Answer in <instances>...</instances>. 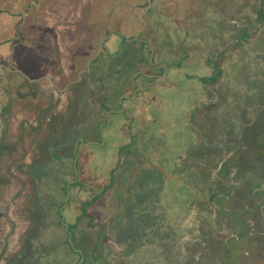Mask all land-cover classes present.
<instances>
[{"label":"crops","instance_id":"obj_1","mask_svg":"<svg viewBox=\"0 0 264 264\" xmlns=\"http://www.w3.org/2000/svg\"><path fill=\"white\" fill-rule=\"evenodd\" d=\"M32 1H34L32 2L33 8L36 10L43 6L40 0ZM98 1L112 3L111 8L105 9V15L111 17L105 18L103 11L99 14L102 16L101 20L108 21L105 31L98 35L92 43V51L85 57L84 49L78 46L79 42L84 39V31H82L83 35H78L80 40L77 38L72 40L71 44L75 45V48L72 47L69 50L70 54L62 56L60 60L62 65L68 66L67 69L70 72L65 70L66 76L63 74L55 79L53 73L45 69H41L40 76L39 70L35 71L33 68L34 63L29 65L28 61L32 60V56L21 57L25 49L33 50L38 55L40 53V49L33 47L32 41H27L29 45L25 46L26 39H23L29 32H25L22 26L31 12L30 7H26L27 2L0 0V49L5 48V52L2 51L3 53L0 54V67L4 70V74L0 75V181L2 182L0 205L6 204L7 201L10 203L9 199L1 201L4 188L12 186L7 178L5 180V171H3V162L9 163L10 161L8 150L11 148L16 158L19 159H16V163L26 166L41 164L40 157L35 158L33 150L36 147L42 151L37 143H35L37 146L30 147L32 149H29V153L25 156L21 153L18 156L17 136L20 132V125L25 123V117L28 119L29 115L27 112H21V106L30 100L31 95L33 105L39 104L38 96H40L42 87L48 89L46 81L42 80L47 79L55 90L62 96H67L69 101L68 111L71 112L68 116L71 120L65 122L61 119V123L63 122L59 125L61 128L73 124L75 127L78 124V128H82L88 124L89 107L99 110L100 107L97 105L102 104L105 99L113 105L114 98L123 97V101H128L127 108L129 107L128 110H130L129 116L125 117L134 118V125L130 124L131 129L129 130L133 136L136 135L135 126L139 125L136 115L143 108L145 111L143 116L146 114V118L142 116L140 119V121L143 119L145 121L144 128L139 131L138 135L139 138H145L144 143L138 146L140 150L144 148L148 150L149 145L146 138L149 133H157L162 138L167 128L165 120L169 118V115H175L176 121L180 112L183 113L184 123L193 134L191 139H194L193 141L190 139L186 147L176 154L175 160L166 161L154 156L151 162L141 163L138 153L134 152L135 161H132L129 166H125L123 161L111 164V167L115 169L114 183L111 187H106L107 191L103 194L105 197L108 192H113L111 199L108 200V204L112 203V206H104L110 208L108 212H104L109 217L104 221L108 225L107 233H99L97 239H94L92 243L96 244V248L92 245L86 252L83 248H79L77 252L83 257L80 264H83V261L86 264L90 256L97 258L94 263L99 262L98 264H121L122 261L125 264H164L166 262L199 264L201 255L198 254L196 246L202 243L213 244L209 248L211 253L206 254L204 251L201 261L203 264H264V155H262L264 154V21L258 16L256 19L254 15L250 17L247 14L243 15V12L235 17H232L231 13L229 17L227 15L225 18L221 17V22L209 29L210 34H204V31L201 35L200 32L193 31V24L203 21L202 18L187 21L168 14L163 15L164 13L161 16L151 15L149 12H152L153 0ZM79 9L80 12H73V10L71 12L83 20L84 6L80 4ZM93 9L92 7L91 12ZM159 17L164 18L167 28L175 26L176 21L183 23L182 29L175 26V30L178 29L182 33L177 34V42L174 43L172 39L168 40L171 48L181 49V53H186L183 57L179 56L182 59H171L179 62V66H175L171 61L166 62V58L161 56L157 60L155 57L152 60L148 57L141 58V62H137L134 67L132 65L128 67L127 63L130 61L124 57L118 66L114 59L113 63L117 69L114 71L109 62L100 60L101 54L91 55V52L96 50L101 42L103 43L101 46L104 47L105 43L113 44L120 37L122 40L119 42L121 54L123 43H130L133 48L141 49L147 54L149 51L160 54L163 51L160 48L167 46L162 44L165 39H161L159 32L149 31L150 27L161 21ZM250 20L260 21L256 23L257 28L252 30L248 24ZM252 34H256L255 40L250 38ZM233 35H237L235 42L241 43L245 49H243L244 53L238 48L233 49V45L231 44L230 47L227 43ZM201 37L204 40H201ZM114 38L117 39L114 41ZM198 40H201V44ZM109 48L111 50L112 46ZM155 48L158 49L155 51ZM251 49L256 60H245L246 55H242ZM99 52L104 51L102 49ZM216 56L219 57L220 63L222 62L221 68L225 69V72L215 82L205 84L202 79L211 77L217 72L215 65L217 60H214ZM182 65L188 69L185 76L187 82L179 80L174 82L171 78L172 73L174 69L178 72ZM239 69L241 70L238 71ZM239 73L246 79V84L235 80L236 76L240 75ZM36 74L39 75L35 77ZM83 75L84 79L88 80L89 87L97 88L98 86L101 89L102 86L103 88L112 86L113 91L110 90L112 94L105 95L108 90L107 92L102 91L103 98L98 95L92 96L91 99L84 98L82 94ZM123 75H128V78L125 79ZM133 77L136 78V82L132 80ZM110 78L114 81L109 82ZM60 84L65 85V88L59 89ZM71 86H75L76 90L71 89ZM171 89L183 92L189 99L198 96L199 98L184 107L179 106L175 101L165 102L163 92ZM139 96H144V98L140 100ZM73 106L77 107L75 112ZM147 108L150 110L147 111ZM65 109L62 110L61 104L57 105V112L51 116L63 118L65 113H68ZM152 109H156L160 116V126L146 122L151 118ZM108 114L113 115L114 113L111 111ZM126 123V120L119 119L117 125L119 129H126L122 126ZM100 126L103 128L107 125L101 124ZM179 126V123L172 122L175 135L181 132ZM64 129L61 132L63 136H58L57 131L49 129V135L45 138L41 137V140L44 139L46 142L43 146L46 164L55 165L57 163L55 162L57 155L52 154V151L63 149L60 157L62 155L71 156L72 152L64 151L68 145L74 142L77 145L84 141L83 137L77 136L73 140V132H67L66 128ZM175 135H172V141ZM173 142L175 144V141ZM175 146L180 147L176 144ZM70 148L73 149V147ZM177 159L178 162L174 164ZM26 174L28 173L24 172L25 176ZM37 177L34 175L30 181L32 186L35 183L37 185V188L33 190L36 198L39 202L49 198L50 202L47 204L51 207L50 203L58 197L57 189L52 186L53 180L49 179L50 176L48 179L43 175ZM200 178L208 182L203 187L197 186ZM47 181H50L49 185ZM3 182L6 183L5 186ZM45 185L50 186L49 189L45 188ZM51 191L54 192L50 195ZM35 202L37 201H32V207L27 212L24 211L27 213L26 217L22 218L21 222L17 220L15 224L17 232L10 240V244L26 243L27 240L30 241L29 244H35L36 237L43 239L41 241L46 244L49 243L48 237H57V232L52 227L57 225L51 219L47 222L48 230L44 228L35 230L36 226L33 223L35 231H32L30 223L36 221L35 218L31 219L34 217L31 212ZM23 206L21 207L25 208ZM10 219L14 221L13 217ZM0 220V225L3 226L2 217ZM127 227L128 231H134L131 236H128L134 238L131 241L118 235L123 233ZM258 229L263 233L262 239L254 235L255 230ZM239 235L245 236L244 243L238 241ZM243 236H241L242 239ZM96 240L97 243H95ZM219 244L226 245V247L218 249ZM253 244L260 245L261 249L253 253L249 252V246ZM101 245H104V252L109 254V256L106 254L107 258L101 259L94 255L97 246ZM108 248H112L109 253L106 250ZM70 259L72 260L71 255L64 263L67 264ZM154 260L156 262L153 263ZM74 261L75 259L71 264Z\"/></svg>","mask_w":264,"mask_h":264},{"label":"rangeland","instance_id":"obj_2","mask_svg":"<svg viewBox=\"0 0 264 264\" xmlns=\"http://www.w3.org/2000/svg\"><path fill=\"white\" fill-rule=\"evenodd\" d=\"M27 2V6L26 7H30V15L27 16V18L24 21V24L22 25L24 27V31L28 32V34L25 35V37L23 39H26V45L28 46L29 43L27 41H32L33 43V47H37L38 49H40V53L38 55V53L33 50H26L24 51L23 55L21 57L23 58H29L32 56V60H29L28 62L30 63L29 65H31V63H34L33 68L35 69V71L39 70L40 72V76H41V69H45V71L49 72V73H53L55 79H58L59 76H62L63 74L66 76L65 74V70L70 72V70H68V66H66L65 64L62 65L60 63L61 57L67 54H70L69 50L74 47L75 45L71 44V41L74 39H78L80 40V37H78V35H83L82 31H84V39L81 40L78 44L80 49H84V57L87 53H89L90 51H92V43L97 39L98 35L101 34L102 32L105 31V28L107 27V23L108 21H103L100 19L99 14L102 13L106 17H111L110 15H105V9L106 8H111L112 3H107V2H99L98 0H40L39 2L42 3V7L41 8H37V10L34 7V5L32 4V0H23ZM98 1V2H97ZM97 2V3H96ZM68 4V5H67ZM80 4H82L84 6V19L81 20L79 18V16L77 17V15L75 13H72L71 11H78ZM220 5V8H222L223 10L228 8L229 4L226 3V1H222ZM94 8L91 12V8ZM67 9V13H65V9ZM116 9V8H115ZM54 11H56L57 13H55ZM220 11V10H219ZM225 12L224 15H222L221 17L225 18V15H227L229 17V15L231 14L230 11H223ZM74 15V16H73ZM231 16V15H230ZM236 15H232V17H235ZM256 17V16H254ZM77 18V19H76ZM161 19L162 22V18L159 17ZM159 19V20H160ZM203 19V18H202ZM222 19V18H221ZM223 21V20H222ZM160 22V21H159ZM237 22V21H236ZM260 22L259 20H257L256 22H254L253 20L249 21V26H251L252 30L257 28L256 23ZM163 24L159 25L155 24L153 25V27L149 28L150 32H159L161 35V39L164 40L162 42L163 45H167V46H163L162 48H160L161 50H163L160 54L157 52L156 55H153L154 53H151L149 51V54L145 53L143 50L141 49H136L133 48L132 44H127V43H123V53H120L121 50V44H119V42H122L121 37L120 39L117 40V42L111 44V42H107V40H105V45L104 47H101V44H103L101 42V44L99 46L96 47V50H93V52H91L92 56L95 55H100L102 54L101 52H99L100 50L103 49L104 53L103 55H101V58L103 59L102 62H109L112 66V70H117L115 69V65H114V59L116 61V66H118V63L120 61H123L124 57H127L128 61H130V63H127V66H131L134 67L137 62H141V58L144 59L145 57H148L150 60L153 59V57H155V60H157V58L159 57H163L166 58V62L167 61H171L172 64H175V66H179V62H176L174 60L171 59H182V57L184 56V54H186L185 52L181 53V49H177V48H171L169 46V42L168 40L172 39L175 42H177V34L181 32L178 31V29H182L183 28V23L180 21H176V24H174L175 26H177V30H175V26L173 27H166L165 24V20L163 19ZM240 23V22H239ZM235 24V23H234ZM254 24V25H253ZM208 22L207 20L205 21L203 19V21L201 22H196L195 24H193V31L195 32H200L201 35L202 33L205 31H207L208 28ZM206 26V27H205ZM154 27H157L156 29H153ZM205 27V28H204ZM38 29V30H37ZM151 29V30H150ZM251 30V31H252ZM202 31V32H201ZM193 33V32H192ZM167 34V36L165 37V35ZM182 34V33H181ZM207 34V33H205ZM236 36L237 35H233L231 36L230 40H228L227 43L233 45L232 48H238L239 50L243 51V47L241 45V43H237L235 42L236 40ZM256 34H252V37H250L251 39H256ZM205 37V36H202ZM201 37V40H204ZM103 38H101L102 40ZM117 38H114V41ZM201 40H198V43L201 44ZM205 42H207V40H205ZM224 45V43L222 44ZM110 46H112V49L109 50ZM145 47H147V45H145ZM27 48V47H25ZM108 48V49H106ZM231 48V49H232ZM3 49L1 50L2 54L3 52H5ZM106 49V50H104ZM158 48H155L154 50L156 51ZM147 50V49H144ZM218 50V49H216ZM3 51V52H2ZM34 55H33V54ZM243 53V52H242ZM22 54V53H20ZM19 56V54H18ZM182 56V57H179ZM136 59H140V60H136ZM217 61H215V65L216 68L220 66V59L219 57L216 56ZM63 61V60H62ZM113 63V64H112ZM245 64V63H244ZM94 66V65H93ZM248 66V65H246ZM177 69H174V73H172V80L175 82L177 80L179 81H184V83L187 82L186 79V74H187V67H185L184 65H182L179 68V71L176 72ZM241 69H239L238 71H240ZM237 71V72H238ZM201 72V70H200ZM242 72V71H241ZM92 73V72H91ZM235 73V72H234ZM4 74V70L3 67H0V75ZM120 74L122 75L123 73L120 71ZM240 74V73H239ZM39 74H36L35 77H37ZM125 79L128 78V75H123ZM44 78V77H43ZM42 78V79H43ZM86 78V77H85ZM83 79H84V75H83ZM136 78L133 77L132 80H134V82H136L135 80ZM85 80V79H84ZM84 80L83 83H84ZM111 81L109 82H113L114 80H112V78H110ZM237 81H239L242 84H246L247 81L246 79H244L242 77V75L240 74L238 77L236 76ZM42 81H46V85L48 86L46 89V87H42L41 92H40V96L39 97V104H35L32 102V95L29 97L30 100H28V102H25L24 106L22 107L21 112L24 113H29L28 115V119L27 117L25 120L24 124H21L20 126V132L18 137V146H19V155L20 153L25 156L28 152L31 146L35 145L37 146L35 143H37L38 145L41 146L42 151H40L38 148L35 147L34 150V154H35V158L40 157V167H45L43 169H36L37 166L36 165H30V166H26V165H21L19 163H16V158L17 156H15V153L12 152L11 148L8 150L10 152H8V155L10 157V161L9 163H6L5 161L3 162V171H5V180L7 178V180L9 181L10 184H12V186H7V188H4V191L1 193V201H7L8 199L10 200L7 201V205L6 204H2L0 205V217H2V219L4 220L3 222V226L0 225V235L3 238L4 241V245H9L8 247V254H10V250H14L17 248V246L9 244L10 240L15 236L16 232H17V227L15 226V224L18 222L17 220H19L21 222V219L24 217H26L27 213H25L24 211H28V207L30 206L29 204L36 200L37 196L34 193V188H37L36 183L32 186L31 184V177L38 176L37 178L41 177V175L45 177L47 176H52L49 179L53 180L52 182V186H55V188L57 189L56 191V195L58 197L54 198V201H52L50 203L51 206H53V208L57 207L58 211L55 214L51 213L50 215V219L51 221L58 225L61 226L60 227V231H59V236L62 237L63 239H65V237H68V226L70 224H73L75 222H77L80 219V213L81 211L84 210V207H76L77 204H79L76 201V195L78 194L79 197L83 196L84 197V192H79L77 191V189H73L70 188V184L72 181L69 180V178L71 177L70 173L74 170V168L76 169L77 166V162L78 159L74 156H64L62 155L60 157V153H62L61 151H63V149L56 150L55 154L57 155L56 161L57 162L55 165H50L48 167V165L45 162V156H44V144L46 143L44 141V139L41 140L42 138H45L47 135H49V129H53V131H57L58 132V136H63L61 135L62 130L64 131L66 128V131H72L75 132L73 133V137H80L79 133L76 132L77 128H78V124L73 125H67V126H63L62 128L59 126L61 124V119L65 120V122L67 120H71V118L68 116V114H70V112L68 111V105H69V101L67 100V96H62L57 90H55L54 86L49 83V81H47V79L42 80ZM59 82V80H58ZM49 84V85H48ZM57 85V84H56ZM65 85H61L59 86V89H64ZM73 87V88H72ZM112 87V86H111ZM104 88H107L104 86ZM58 89V88H56ZM67 91H69V88H66ZM71 89L76 90L75 86H71ZM108 89V88H107ZM107 89L104 90L105 92H107ZM109 90V89H108ZM120 92V91H118ZM27 93V92H26ZM30 94H28L29 96ZM105 95H107V93H105ZM120 95V93H119ZM27 96V97H28ZM254 97V96H253ZM114 98V97H113ZM140 100L144 98V96H139L138 97ZM198 97L195 98H188L184 95L183 92L179 91V90H175V89H171V90H166L163 92V100L165 102H176L178 103L179 106H186L191 104L193 101H195L196 99H198ZM123 97L119 98V101H122ZM107 100H105L103 102L106 103ZM60 104L62 105V110H67L68 113H65V117L63 118H58L55 116H51L54 114V112L56 113V107L57 105L60 106ZM74 112L77 109L76 106L72 107ZM46 110V111H44ZM1 112V109H0ZM185 112V111H184ZM73 113V111H72ZM40 114V115H38ZM45 114H47L45 116ZM37 115V116H35ZM39 116V117H38ZM50 116H51V120H50ZM110 117L112 116V118H115V114L114 115H109ZM49 120V121H47ZM177 120L179 121V128L181 130L180 133H177L174 137H173V141H175V144L180 146V150H182L184 147H186L185 145L189 142V140L192 138V133L189 131V129L187 128V125L184 123V119H183V113L180 112L179 115H177ZM67 124V123H66ZM116 123L114 122V127L116 128ZM81 130L84 129V126L82 128H80ZM26 130H28V132L26 133ZM196 131V130H195ZM194 131V133H195ZM185 133V134H184ZM59 138V137H58ZM192 141L194 139H191ZM92 149L94 152V156L92 158V160L90 161V165L92 167H97L99 173H103L105 169H108L109 166L114 162V159H111L109 155H106L105 151L102 150L98 143L92 142ZM13 145H15V143H12ZM74 144H76L75 142L72 144H69L67 149L64 151L67 152H72V148H74ZM39 150V153H38ZM17 152V150H16ZM53 154V153H52ZM21 155V157H22ZM102 155V156H101ZM13 157V158H12ZM115 157V156H114ZM14 159V160H13ZM19 160V159H18ZM198 160V159H197ZM176 162H178V159L174 162V164H176ZM8 164V165H7ZM7 165V166H6ZM47 165V166H46ZM73 165L75 167H73ZM46 167H48L46 169ZM5 169V170H4ZM16 170V171H14ZM25 173L26 176L24 175ZM32 172V173H30ZM107 174V173H104ZM31 176V177H30ZM89 178V177H88ZM36 179V177H35ZM48 179V177H47ZM90 179V178H89ZM48 185L50 183V181H47ZM208 182L202 178H200L197 181V186L203 187L205 184H207ZM4 186L6 185L5 182H3ZM45 185V188H48L50 186ZM51 185V184H50ZM84 188H82L81 191H83ZM98 193V191H96ZM111 195H113V192L110 191L107 193V195L104 197H100V199L97 201V203H95L94 205L90 206L89 208H87L88 210V214L86 216H84V219L82 220V225H84V232H85V236L87 237V235L90 238V233L92 235V242H94V239L98 236V234H103V232L107 233V226L104 221L108 220V215H105L104 212H108V207H104L106 205H108L109 207L112 206V203L108 204V200L111 199ZM19 198V199H18ZM18 199V200H16ZM22 199V200H21ZM21 200V201H20ZM82 200V199H81ZM80 200V201H81ZM76 202V203H75ZM13 203V204H11ZM81 203V202H80ZM22 204H24L25 206H23ZM21 206L25 207L22 208ZM3 213V216H2ZM20 215V216H19ZM14 218V221H12L10 219V217ZM65 219L67 222H63L62 219ZM7 220V222L9 221V223L7 224V222L5 221ZM113 220V219H111ZM81 221V220H79ZM110 221V220H109ZM1 222V220H0ZM63 224H65L67 226V228L63 227ZM25 225V224H24ZM72 226V225H71ZM71 229V228H70ZM128 227L124 230L123 233L118 234L121 238H127L129 241L133 240L134 238L128 237L131 236L134 231H128ZM19 232V231H18ZM139 233V232H137ZM256 236H258L260 239L263 238V233L260 232V230L258 229L257 231L255 230V234ZM0 236V238H1ZM239 239L238 241H242V243L245 242L243 235H239ZM241 236H243V239L241 238ZM258 238V239H259ZM51 238L48 237V241H50ZM69 239H71L69 237ZM97 239V238H96ZM104 240H105V236H104ZM119 240V238H118ZM53 241V239H52ZM54 243L59 244V242L57 240L53 241ZM101 242V241H100ZM113 242H116L113 240ZM249 242V241H248ZM64 243L67 246H64L63 248L59 249L58 251L55 252L53 257H49L47 258L46 262H42L41 264H54L56 261H59L62 258H68L70 255L72 257V260L75 259V261L72 264H80V259L79 257H81L82 255L79 254L77 258H75L77 256V254L75 253V248L76 246L79 245V241L76 240V238H72V241L68 240V238L66 239V241H64ZM97 243V242H95ZM102 243V242H101ZM251 243V242H249ZM256 243V241L254 242ZM94 243H92L93 245ZM96 246V244H94V247ZM260 245H256L253 244V246H249V252L253 253L254 251L260 250L261 246ZM99 246H97V251L94 253V255L97 257L99 256L101 259L102 258H107L109 256V254H107V252H104V245H101L99 248ZM91 248V247H90ZM3 249V245H0V256H2V250ZM108 250V253L110 250H112V248H108L106 249ZM224 250V249H223ZM105 253V254H104ZM108 256H107V255ZM222 254V253H221ZM72 260L70 259L68 261L67 264H71ZM97 260V258H89V260L86 261V263L90 264L92 261ZM90 261V262H89ZM156 262L155 260L153 261V263ZM2 264H4L3 262H1ZM167 263V262H166ZM84 264V261H83ZM121 264H125V262H121Z\"/></svg>","mask_w":264,"mask_h":264},{"label":"trees","instance_id":"obj_3","mask_svg":"<svg viewBox=\"0 0 264 264\" xmlns=\"http://www.w3.org/2000/svg\"><path fill=\"white\" fill-rule=\"evenodd\" d=\"M222 1L224 2L226 1V3L229 4L228 8L224 10L220 8L219 4H221ZM225 10L226 11L229 10L230 13H232L233 15H239L240 13L242 14L243 12V15L247 14L249 17L254 15L256 16V19L258 16L262 21H264V0H153L152 12L149 13H151V15L159 14V16H161V14L164 13L163 15L168 14L172 17L184 19L187 21H194L197 18L200 19L203 18L205 19V21L207 20L209 24L207 31L205 30L204 31L207 34H210L209 29H212L213 26L216 25V23L221 22L220 19L221 16L225 14V12H223ZM163 15L162 17H164ZM163 19L164 18H162V22ZM162 22L160 21L156 23H159V25H161L163 24ZM244 50L242 51L243 53L245 52ZM247 51L248 52L246 54L242 55V56L246 55L245 60H251V59L256 60L253 56L252 49ZM103 54L104 52L101 55ZM215 59L216 58H214V60ZM100 60H102L101 57ZM221 65L222 62L219 68L218 67L216 68L217 72L215 75L211 77H204L202 79V82L205 84L208 82H215L220 77H222L225 72V69L221 68ZM89 86L90 85L88 84V80H84L83 91H82L84 98L91 99L92 96L93 97H96L97 95L101 96L102 91L107 89V88H103V86L101 89L98 86L97 88H91ZM108 89H107L108 91L107 95H111L112 94L111 91L113 90L111 87H109ZM127 105H128V101L126 100L119 101L118 98H114L113 105L112 103L110 104L108 103V101H106V103L104 104L102 103L97 105L98 107H100L99 110L93 107H89V118L87 120L88 124L84 125V129L81 130L80 128H78L76 130V132L79 133L80 137H83L84 139L82 143L77 145L74 144V148L72 150L71 156L76 157L78 159V162L76 169L74 168V170L70 173L71 177L69 178V180L72 181L70 184V188L73 189L75 188L79 192H84V197L83 196L79 197L78 194L76 195V201L79 203L77 204L76 207L78 208L82 206L84 207V210L81 211L80 213L79 220L81 221L78 220L77 222L70 224V228L72 230L71 232H73L72 236L76 238L77 241H79V245L75 247L78 250L79 248H83L84 251L86 252L88 248L92 247V235L90 233V238L88 235L86 237L85 236L86 231L84 232L83 230L84 225H82V220L84 219V216L88 214L87 208L97 203L100 197H102L103 194L107 191L106 187H111L114 183L113 174L115 169H113L111 165L104 172L107 174L99 173L97 167H92L90 165V161L94 156V152L92 149V144H93L92 142L98 143V145L102 147L101 149L105 151L106 155H109L111 159H114V162L120 163L123 161L125 163L124 164L125 166H129V164L132 161H135L133 159L134 157H136L133 154L134 152L138 153V158L140 159L141 163H144L145 161L151 162L153 160L151 158L154 156L161 157L166 161H171L170 159L175 160L174 157L178 152L181 151L179 147L176 148L171 138L172 135L174 134L172 122L174 124L179 123L177 118L175 121V117H174L175 115L174 116L169 115V118L165 120L167 128L162 134V138L159 137L157 133L156 134L149 133L146 138L147 143L149 145L148 150L146 151L145 148L140 150L138 146L140 143L143 144L145 140V138H139L138 136L139 131L142 128H144V124H145L144 119L142 121H140V119L145 113V111L143 108V110H140L139 113L136 115L137 116L136 119L138 120L139 125L138 127L135 126L136 135L133 136L132 132H130L129 130L131 129V125H134L133 124L134 118L125 117V116H129L130 114L129 113L130 110H128L129 107L127 108ZM149 110L150 109L147 108V111ZM111 111H113V113L115 114L114 116L115 118L113 119L112 116L110 117L109 116L110 114H108V112ZM145 115L142 118H146ZM159 118L160 116L158 115L157 110L152 109L151 118L148 119L146 122L152 125L160 126L159 124L161 123V120ZM119 119L120 120L123 119L127 121L128 124L127 123L122 124V126L126 129H119L118 125H116V128L114 127V122L118 124ZM151 120L152 122H150ZM101 124L103 125L106 124L107 126L101 128L100 126ZM74 139L76 138L73 137V140ZM51 153L55 154L54 151H52ZM153 153L155 154L151 155ZM262 155L264 154L262 153ZM73 167L75 166L73 165ZM167 167H169V165H167ZM82 188H84L83 191H81ZM96 191H98V193ZM96 251L97 249H95V252ZM80 258L81 257H79V259ZM89 258H91V256ZM89 258L87 260H89ZM98 263L99 262H97L96 264Z\"/></svg>","mask_w":264,"mask_h":264},{"label":"flooded vegetation","instance_id":"obj_4","mask_svg":"<svg viewBox=\"0 0 264 264\" xmlns=\"http://www.w3.org/2000/svg\"><path fill=\"white\" fill-rule=\"evenodd\" d=\"M61 124H63V122ZM47 165L49 167L52 164H47ZM44 167H45V165H44ZM44 167H40V165H37L36 169L40 170V169H43ZM48 167H46V169ZM30 173H32V172H30ZM1 184H2V182L0 181V185ZM52 192H54V191H51L50 195H51ZM36 201L37 202H35L33 204L34 206H33L32 212H31V214L34 215V217L31 218V219L35 218L36 221L30 223L31 224V229L34 226L33 223H35V226H36L35 230H42L43 228L48 230V223L47 222L50 219L51 213L55 214V211L57 210L58 206L55 207V208H53V206L49 207L48 204H47L48 202H50L49 198L47 200L46 199H42L41 202H39L37 199H36ZM29 205H31V206H29L28 209H30L32 207V202ZM57 212L58 211H56V213ZM62 221L64 223L66 222L64 218L62 219ZM57 226L56 227H54V225L52 226L54 228V230H56V232H57V234H56L57 237L56 238H51L49 243L45 244L44 242L41 241L43 239H40V238L37 239L38 237H36V239H35L36 243L35 244H29L30 241H28V240H27L26 243H24V242L21 243V244H17L16 243L17 245H15V246H17V248L14 249V250H10L11 251L10 254H8V247H7L9 245H6V244L4 245L3 238L0 235L1 236L0 245H3V249H2L3 251H2V254H1L2 256H0V263L3 262L4 264H40L41 262H44L45 259L47 261V258L53 257L56 251H58L59 249L63 248L64 246H67L64 243V241H66L67 238L70 241H72V238L74 239V237L72 236V232H71L72 230L70 229V225L68 226V237L66 236L65 239H63L62 237L59 236V234H60L59 231H60V227L61 226H59V227H57ZM63 227L67 228V226L65 224H63ZM35 230L33 228L32 231L34 232ZM69 237L71 239H69ZM52 239H53V241L57 240L59 242V244L56 245V243H54L52 241ZM124 239L127 240L126 237ZM102 241H103V239L101 238V242ZM211 245L213 246V244L202 243L201 245H197L196 246V248L198 249L197 250L198 254L200 253V255H201V259L199 260V264H203V263H201L202 257H203L205 252H206V254H208L210 252L209 248L211 247ZM217 247H218V249H220L222 247L225 248L226 245L223 246V245L219 244V245H217ZM77 251H78V249L75 248V253L77 255H79ZM82 258L83 257L81 256L80 260ZM67 259L68 258H62L59 261H56L54 264L59 263V262L62 263L64 261H66ZM164 264H170V263L167 262V263H164Z\"/></svg>","mask_w":264,"mask_h":264},{"label":"clouds","instance_id":"obj_5","mask_svg":"<svg viewBox=\"0 0 264 264\" xmlns=\"http://www.w3.org/2000/svg\"><path fill=\"white\" fill-rule=\"evenodd\" d=\"M44 262H46V259H45V261H44ZM41 263H42V262H41ZM56 264H65V263H64V262H62V263H60V262H59V263H56Z\"/></svg>","mask_w":264,"mask_h":264},{"label":"water","instance_id":"obj_6","mask_svg":"<svg viewBox=\"0 0 264 264\" xmlns=\"http://www.w3.org/2000/svg\"><path fill=\"white\" fill-rule=\"evenodd\" d=\"M90 264H96V263H94V261H92Z\"/></svg>","mask_w":264,"mask_h":264}]
</instances>
